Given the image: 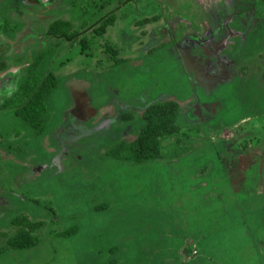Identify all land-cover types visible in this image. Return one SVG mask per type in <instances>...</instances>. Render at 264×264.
I'll list each match as a JSON object with an SVG mask.
<instances>
[{
  "label": "rangeland",
  "instance_id": "obj_1",
  "mask_svg": "<svg viewBox=\"0 0 264 264\" xmlns=\"http://www.w3.org/2000/svg\"><path fill=\"white\" fill-rule=\"evenodd\" d=\"M41 2L0 0V264H264V0ZM39 54L34 129L15 111ZM168 100L159 157L114 156Z\"/></svg>",
  "mask_w": 264,
  "mask_h": 264
},
{
  "label": "trees",
  "instance_id": "obj_2",
  "mask_svg": "<svg viewBox=\"0 0 264 264\" xmlns=\"http://www.w3.org/2000/svg\"><path fill=\"white\" fill-rule=\"evenodd\" d=\"M148 21V20H146ZM113 23V17L106 18L97 28L98 35L103 34L105 27ZM146 23V22H145ZM47 33L56 35L65 41H71L76 32L70 30V26L66 22L57 21V23L49 26ZM83 40H81L82 43ZM84 48V46H81ZM44 54H39L35 60L28 66V77L21 84L20 90L32 92L28 101L15 111V115L20 116L28 125L34 129L40 128V119L45 113L44 98L55 86V79L49 73L36 88L38 78L35 69ZM114 61L118 62V59ZM5 68V64L0 62V70ZM36 88V89H35ZM143 120L145 124L142 126L136 137L130 142H122L121 150H115L112 154H120L121 161L134 163H142L154 160L159 157L156 137L166 134H175L179 129L178 105L172 100L163 103H156L145 109ZM19 235L25 237L19 242H14L13 249L23 250L33 245L31 237L27 232H21Z\"/></svg>",
  "mask_w": 264,
  "mask_h": 264
},
{
  "label": "bare ground",
  "instance_id": "obj_3",
  "mask_svg": "<svg viewBox=\"0 0 264 264\" xmlns=\"http://www.w3.org/2000/svg\"><path fill=\"white\" fill-rule=\"evenodd\" d=\"M69 87L72 88V94H73L74 98L77 99V101H76L77 107L75 109V113H77V115H80L81 117H83L82 115H87L85 108L86 107L91 108V107L88 105L87 96L83 90V86L81 84H79L78 82H71L69 84ZM80 103H82V104H80ZM90 113L92 114L93 112H90ZM84 119L82 118V120H84ZM69 121H71V120L69 119Z\"/></svg>",
  "mask_w": 264,
  "mask_h": 264
},
{
  "label": "flooded vegetation",
  "instance_id": "obj_4",
  "mask_svg": "<svg viewBox=\"0 0 264 264\" xmlns=\"http://www.w3.org/2000/svg\"><path fill=\"white\" fill-rule=\"evenodd\" d=\"M26 2L28 3V4H32V5H34V4H39V5H41V4H43L42 2H41V0H26ZM85 110H86V114H91L90 112H92V107L91 108H89V107H86L85 108Z\"/></svg>",
  "mask_w": 264,
  "mask_h": 264
},
{
  "label": "crops",
  "instance_id": "obj_5",
  "mask_svg": "<svg viewBox=\"0 0 264 264\" xmlns=\"http://www.w3.org/2000/svg\"><path fill=\"white\" fill-rule=\"evenodd\" d=\"M72 82H78V81H75V80H72ZM82 84H83V88H85L87 85H86V82L85 81H83V82H81ZM69 86V85H68Z\"/></svg>",
  "mask_w": 264,
  "mask_h": 264
},
{
  "label": "water",
  "instance_id": "obj_6",
  "mask_svg": "<svg viewBox=\"0 0 264 264\" xmlns=\"http://www.w3.org/2000/svg\"><path fill=\"white\" fill-rule=\"evenodd\" d=\"M71 90H72V88H71ZM75 99V98H74ZM75 102H76V100H75ZM80 104H82V103H80Z\"/></svg>",
  "mask_w": 264,
  "mask_h": 264
}]
</instances>
